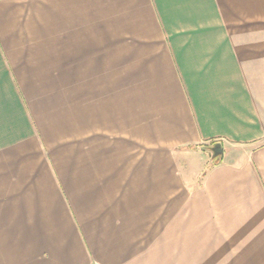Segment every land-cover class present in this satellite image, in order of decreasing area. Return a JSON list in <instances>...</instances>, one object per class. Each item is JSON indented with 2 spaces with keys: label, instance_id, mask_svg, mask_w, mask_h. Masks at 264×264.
Returning a JSON list of instances; mask_svg holds the SVG:
<instances>
[{
  "label": "crops",
  "instance_id": "1",
  "mask_svg": "<svg viewBox=\"0 0 264 264\" xmlns=\"http://www.w3.org/2000/svg\"><path fill=\"white\" fill-rule=\"evenodd\" d=\"M0 264H264V0H0Z\"/></svg>",
  "mask_w": 264,
  "mask_h": 264
},
{
  "label": "water",
  "instance_id": "2",
  "mask_svg": "<svg viewBox=\"0 0 264 264\" xmlns=\"http://www.w3.org/2000/svg\"><path fill=\"white\" fill-rule=\"evenodd\" d=\"M210 153V163H218L222 156V146L220 143H215L209 149H206Z\"/></svg>",
  "mask_w": 264,
  "mask_h": 264
},
{
  "label": "trees",
  "instance_id": "3",
  "mask_svg": "<svg viewBox=\"0 0 264 264\" xmlns=\"http://www.w3.org/2000/svg\"><path fill=\"white\" fill-rule=\"evenodd\" d=\"M192 148L196 149L197 147H192ZM215 164H217V163H214V162L209 163L208 166L206 167V170L209 169L212 165H215Z\"/></svg>",
  "mask_w": 264,
  "mask_h": 264
}]
</instances>
